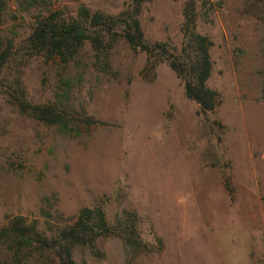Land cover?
Masks as SVG:
<instances>
[{
  "label": "rangeland",
  "instance_id": "374dc122",
  "mask_svg": "<svg viewBox=\"0 0 264 264\" xmlns=\"http://www.w3.org/2000/svg\"><path fill=\"white\" fill-rule=\"evenodd\" d=\"M131 0H0V229L15 218L51 238L82 211L109 233L76 246L75 264H264V0H154L145 41L180 52L191 31L213 42L207 115L167 63L124 40L89 42L68 63L32 56L26 40L50 12L117 16ZM50 105L63 123L19 112ZM14 264L0 251V264ZM20 264H58L27 248Z\"/></svg>",
  "mask_w": 264,
  "mask_h": 264
},
{
  "label": "trees",
  "instance_id": "16d2710c",
  "mask_svg": "<svg viewBox=\"0 0 264 264\" xmlns=\"http://www.w3.org/2000/svg\"><path fill=\"white\" fill-rule=\"evenodd\" d=\"M153 1L131 0L129 7L117 16L92 13L85 7H81L77 16L70 19L59 12H50L34 25L26 40V49L30 55L47 62L60 59L68 63L87 42L101 51L124 40L133 51L145 52L149 63L154 66L167 63L183 82L187 97L199 105L200 113L207 115L213 112L221 103L219 94L207 86L213 68L210 54L213 42L191 31L190 24L194 20L187 13L185 43L180 52L172 50L166 43L148 44L139 15L143 6ZM11 49L0 48V76L11 60ZM16 100L22 114L48 125L63 123L61 114L50 105H33L22 97ZM107 234H110L109 227L100 209H84L76 223L62 226L50 239L34 232L24 219L15 218L0 229V251L7 248L12 252L14 264L21 263L22 255L29 247L53 253L58 264H75L73 252L76 246H93L96 238ZM4 264L8 262L5 260Z\"/></svg>",
  "mask_w": 264,
  "mask_h": 264
}]
</instances>
